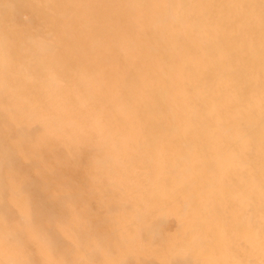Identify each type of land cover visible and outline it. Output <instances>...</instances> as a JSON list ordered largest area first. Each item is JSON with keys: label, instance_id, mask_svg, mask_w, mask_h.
I'll use <instances>...</instances> for the list:
<instances>
[{"label": "bare ground", "instance_id": "obj_1", "mask_svg": "<svg viewBox=\"0 0 264 264\" xmlns=\"http://www.w3.org/2000/svg\"><path fill=\"white\" fill-rule=\"evenodd\" d=\"M12 6H0V264H34L25 240L53 260L64 217L84 214L89 157L92 189L117 193L233 174L249 222L264 216V0H54L21 31ZM146 152V181L109 166Z\"/></svg>", "mask_w": 264, "mask_h": 264}, {"label": "rangeland", "instance_id": "obj_2", "mask_svg": "<svg viewBox=\"0 0 264 264\" xmlns=\"http://www.w3.org/2000/svg\"><path fill=\"white\" fill-rule=\"evenodd\" d=\"M7 2L13 3L19 31L31 19L39 21L54 8V0H0V6ZM7 11L0 10L3 17ZM37 13L41 16L35 15ZM27 28H31L28 30L32 34L42 29L41 24L35 22ZM21 49L19 44L6 48L10 52ZM14 55L9 61L15 62ZM0 75L9 76L8 73ZM100 145L103 144H88L90 148ZM189 145L181 144L183 147ZM218 145L228 144H210ZM150 159L146 152L140 158L114 160L109 166L112 169L118 162L134 165L138 177L146 181L145 170L151 164ZM190 160L200 161L198 158ZM21 162L19 160L17 164L21 166ZM171 162L180 165L184 160L174 158ZM88 163L84 214L79 219L64 217L63 225L68 226L70 234L56 233L52 261L45 259L43 253L35 251L32 243L25 240V246L34 251V264H54L66 252L70 254L67 264H264L263 213L249 222L246 190L244 185L236 183L233 174L221 175L210 185L206 184L208 178L206 181L205 177L189 176L176 181L166 175L162 192L155 193L147 180L137 192L117 193L111 186L106 187L107 184L101 190L92 189L90 157ZM78 178L82 183L83 176L80 174ZM35 180L41 189L40 197L45 198L50 193L42 190L46 181ZM258 209L263 211V208ZM252 224L256 231L254 235L249 232Z\"/></svg>", "mask_w": 264, "mask_h": 264}]
</instances>
